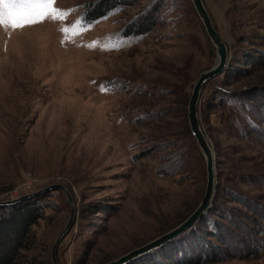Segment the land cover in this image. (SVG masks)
<instances>
[{
	"label": "rangeland",
	"instance_id": "rangeland-1",
	"mask_svg": "<svg viewBox=\"0 0 264 264\" xmlns=\"http://www.w3.org/2000/svg\"><path fill=\"white\" fill-rule=\"evenodd\" d=\"M101 1L51 0L43 18L32 10L38 23L0 22V200L44 194L12 264H54L72 205L52 183L67 185L77 210L60 264L117 258L204 196L188 101L217 49L193 0H116L88 20L87 6ZM203 1L229 49L198 104L216 155L215 199L190 229L127 264L155 253L168 264L197 246L225 253L199 264H264V0ZM140 16L153 26L126 34Z\"/></svg>",
	"mask_w": 264,
	"mask_h": 264
},
{
	"label": "water",
	"instance_id": "water-1",
	"mask_svg": "<svg viewBox=\"0 0 264 264\" xmlns=\"http://www.w3.org/2000/svg\"><path fill=\"white\" fill-rule=\"evenodd\" d=\"M195 8L201 17L206 31L216 45L217 49V60L215 64L203 71L200 72L198 78L196 79L192 92L188 101V117L191 130L196 137V140L202 149L205 160H206V170H207V183H206V190L204 196L199 203V205L181 222L173 226L172 228L168 229L167 231L161 233L157 237L149 240L148 242L132 248L131 250L125 252L124 254L118 256L117 258L111 259L106 261L103 264H127L132 260L143 256L158 247L164 245L165 243L171 241L178 235L185 232L187 229L191 228L195 222L204 214L206 213L212 206L213 201L215 199L216 194V185H217V175H216V155L215 151L211 145L209 138L207 137L201 121L199 117L198 111V104L199 98L202 93L203 85L211 78L220 75L224 72L225 68L228 64L229 59V49L226 42L220 37L219 32L217 31L216 27L214 26L213 20L210 16V13L207 7L204 4L203 0H193ZM46 189H62L66 195L68 196L72 209L70 213V217L61 231V233L56 238L53 247H52V260L54 264H60L58 260V247L62 240V238L69 232V230L73 227L76 219V207L74 202V197L72 192L69 190L67 185L62 182H55L46 187ZM44 190V189H43ZM39 192V191H38ZM37 193V192H36ZM35 193H28L26 195H22L16 198H10L5 200H0V205H7V204H14L23 199L29 198L34 196Z\"/></svg>",
	"mask_w": 264,
	"mask_h": 264
},
{
	"label": "trees",
	"instance_id": "trees-1",
	"mask_svg": "<svg viewBox=\"0 0 264 264\" xmlns=\"http://www.w3.org/2000/svg\"><path fill=\"white\" fill-rule=\"evenodd\" d=\"M115 2L116 0H102L99 5H88L85 11L88 14L87 19L91 20L105 14L108 7L114 5ZM140 17L139 21L137 20V22L128 26L125 31L126 34H139L149 30L153 26L154 19H149V21H152L148 25H145L146 16ZM43 196L44 194H38L14 204L0 205V264H12L21 250L28 248L30 245L32 225L44 214V206L41 202ZM221 238V240H224L223 237ZM210 251L211 249L206 251L198 246L194 249L190 247L186 250L187 253H182L183 257L181 259L173 260V262H169L168 264H199L208 260H219L222 258L220 256L225 254L223 250ZM155 255L157 254L155 253ZM154 256L147 257L142 264L166 263L164 262V256L163 260L162 255L156 258Z\"/></svg>",
	"mask_w": 264,
	"mask_h": 264
},
{
	"label": "snow or ice",
	"instance_id": "snow-or-ice-1",
	"mask_svg": "<svg viewBox=\"0 0 264 264\" xmlns=\"http://www.w3.org/2000/svg\"><path fill=\"white\" fill-rule=\"evenodd\" d=\"M50 6L51 0H0V22L10 24L14 28L25 22L38 23V20L33 19L32 10L43 9L38 13L43 18Z\"/></svg>",
	"mask_w": 264,
	"mask_h": 264
},
{
	"label": "bare ground",
	"instance_id": "bare-ground-1",
	"mask_svg": "<svg viewBox=\"0 0 264 264\" xmlns=\"http://www.w3.org/2000/svg\"><path fill=\"white\" fill-rule=\"evenodd\" d=\"M205 6H206V5H205ZM204 214H205V213H204ZM204 214H203V215H204ZM203 215H202V216H203ZM202 216H201V217H202ZM201 217H200V218H201ZM200 218H199V219H200ZM199 219H198V220H199ZM198 220H197V221H198ZM197 221H196V222H197ZM196 222H195V223H196ZM189 229H190V228H189ZM187 230H188V229H187ZM187 230H186V231H187Z\"/></svg>",
	"mask_w": 264,
	"mask_h": 264
}]
</instances>
